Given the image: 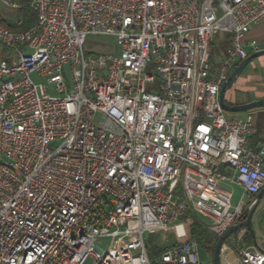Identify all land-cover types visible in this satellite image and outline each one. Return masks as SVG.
Returning <instances> with one entry per match:
<instances>
[{"label":"built area","instance_id":"1","mask_svg":"<svg viewBox=\"0 0 264 264\" xmlns=\"http://www.w3.org/2000/svg\"><path fill=\"white\" fill-rule=\"evenodd\" d=\"M203 5L217 9L209 22ZM0 6L20 24L19 4ZM28 9L36 24L26 32L0 22L9 52L0 61V264H201L189 237L153 261L145 238L191 212L217 240L243 208L223 186L246 201L264 190V136L249 145L256 115L227 119L219 105L246 48L264 50L246 41L264 0H29ZM88 36L115 39L119 55L86 57ZM224 40L210 62L211 44ZM259 223L264 230V206ZM245 232L222 244L219 264H231L227 241L234 264H264L263 251L240 244Z\"/></svg>","mask_w":264,"mask_h":264},{"label":"rangeland","instance_id":"2","mask_svg":"<svg viewBox=\"0 0 264 264\" xmlns=\"http://www.w3.org/2000/svg\"><path fill=\"white\" fill-rule=\"evenodd\" d=\"M207 12V14H206ZM211 14H213L211 16ZM217 9L213 8L212 10H208L206 9V6L203 5L202 7V20L203 22H209L210 20L213 19V16L217 15ZM0 17L1 18H13L15 17V15H13L12 13L8 12L6 9H4L3 7L0 6ZM84 53L86 57L89 56H99V55H112V56H117L120 53V48L116 43V40L110 37H100V36H88L86 38L84 47H83ZM8 50L3 49L0 47V54L6 56L8 54ZM211 54H212V58L215 60V62H218L219 59L221 58L220 54H219V48L218 45L215 44L212 46L211 48ZM262 61L264 62V56L254 59L252 60L247 66L246 68L243 70V73L241 75H247L249 76L251 79H264V67L260 66V63H262ZM64 77H66V74L64 73ZM31 80L35 83V84H41L44 83L43 80L39 79L37 76L32 75L31 76ZM46 93L48 96L50 97H54L56 96L55 93L53 92L52 87L50 86H46ZM229 91V90H227ZM247 97L243 94V93H238L236 96V103H241L242 101H244ZM264 109H254L251 111H248L247 113L256 115L258 113H264L263 112ZM244 114V113H243ZM243 114H227V119H234V118H238L243 116ZM224 189H226L229 193L232 194V198H231V205L237 206L240 202L242 203V205L244 206L246 204V200L243 199V191L240 187H237L235 185H225L223 186ZM175 196L178 197H182V192H181V188L178 187V189L175 192ZM264 206V197L262 198V200L259 203V206L252 218L251 221V227L253 229L254 232V236H255V242H256V246L259 250H264V240H263V236H264V232L261 229L260 225L256 222L255 218L256 215H258L257 218H259V213L261 211V208ZM189 221H182L179 225L177 226H182L181 229L182 231H184V236L182 235L181 237L178 236V238H175V234H177L175 232V228H173L171 231H167L164 234H157V235H147L145 240H146V244L147 247L148 246H159V247H166V246H170L172 244L178 243L181 240H184L186 237H189V227L191 224V219H187ZM202 220V219H201ZM203 221V220H202ZM205 224L206 222L203 221ZM176 226V227H177ZM190 238V237H189ZM108 244V240H101L100 241V247L101 248H105L106 245ZM229 250L225 253L226 256V260L231 263L234 264L236 263V259L233 255V251L236 248L235 244H232L230 241L226 242ZM241 245L244 246H249L246 245L247 242L245 240H243L241 243ZM251 245H253L252 240H251ZM199 259L201 264H212V255H208L206 254L204 251H199ZM92 261L88 260L85 264H91Z\"/></svg>","mask_w":264,"mask_h":264},{"label":"trees","instance_id":"3","mask_svg":"<svg viewBox=\"0 0 264 264\" xmlns=\"http://www.w3.org/2000/svg\"><path fill=\"white\" fill-rule=\"evenodd\" d=\"M12 2H15L21 6V9L18 11L16 17L19 19L20 24L19 25H13V23H9L4 21L0 17V22L9 30L14 32H26L34 27L36 24V16L34 13H32L28 9V3L29 0H10ZM214 44H211V48ZM227 48V43L224 44L223 47H221L222 53L225 52V49ZM0 61H6V56L0 54ZM210 62H213V58H210ZM230 88V87H229ZM264 112V110H263ZM256 118V134H255V141L258 142L264 133V113L257 114L255 116ZM252 149V148H251ZM254 150V148L252 149ZM245 214L242 216V220L245 219ZM191 219V224L189 227V237L190 240L194 241L199 251H204L208 255L213 254V249L216 243V240L214 237L207 231L206 224L195 214L188 212L183 221ZM243 240L247 242L246 245H251V237L250 235L245 232V235L243 237ZM169 246H148L146 244L147 254L151 261L155 260L162 252L168 249Z\"/></svg>","mask_w":264,"mask_h":264},{"label":"crops","instance_id":"4","mask_svg":"<svg viewBox=\"0 0 264 264\" xmlns=\"http://www.w3.org/2000/svg\"><path fill=\"white\" fill-rule=\"evenodd\" d=\"M4 21L12 23L13 18H2ZM246 41H254L258 45L260 49H264V21L260 23L259 25L253 27L248 35L246 36ZM227 42L224 41H215L213 44H217L219 48V54L222 56V50L221 47L224 46ZM246 53L248 55H251V50L249 48H246ZM220 56V57H221ZM263 57V56H262ZM260 58V57H259ZM213 62L215 60L213 59ZM217 63V62H215ZM261 67H264V62L260 63ZM243 73V72H242ZM241 73V74H242ZM231 84L229 91L226 90L224 95V102L227 105L230 106H240L248 103H252L258 100H264V79H251L247 75H241ZM238 93H243L247 98L242 101L241 103H236V96ZM246 113L243 114V116L238 117V119H241L245 116ZM261 114V113H258ZM257 115V114H256ZM264 136V133H263ZM255 136L249 139V145L253 149L256 145ZM225 186V185H224ZM224 189V188H223ZM226 190V189H224ZM227 191V190H226ZM264 197V196H263ZM256 222L259 223V218L255 219ZM182 226L175 227V232L179 237H181L184 234V231L181 229ZM262 229V228H261ZM263 230V229H262ZM264 232V230H263ZM264 240V236H263ZM261 251L264 252L262 249Z\"/></svg>","mask_w":264,"mask_h":264},{"label":"water","instance_id":"5","mask_svg":"<svg viewBox=\"0 0 264 264\" xmlns=\"http://www.w3.org/2000/svg\"><path fill=\"white\" fill-rule=\"evenodd\" d=\"M264 56V50L253 53L249 55L244 61L239 63L233 71L228 75L226 80L222 83L220 92H219V105L221 109L227 113V114H243L247 113L248 111L254 110V109H264V100H258L252 103L240 105V106H230L227 105L224 102V95L226 90L229 89L231 84L240 76V74L243 72V70L246 68V66L254 59H257L259 57ZM264 196V190L260 192L258 195L254 197V202L255 205H258L260 201L262 200ZM255 205L250 208L247 211V215L244 221L240 222L236 226H233L229 228L222 236H220L215 243L214 249H213V254H212V264H219V253H220V248L222 244L232 235L240 232L241 230H245L251 237L253 246L257 248L256 242H255V236L253 229L251 227V219L252 215L255 210Z\"/></svg>","mask_w":264,"mask_h":264},{"label":"flooded vegetation","instance_id":"6","mask_svg":"<svg viewBox=\"0 0 264 264\" xmlns=\"http://www.w3.org/2000/svg\"><path fill=\"white\" fill-rule=\"evenodd\" d=\"M253 199H254V197H253L252 199H250V200H247V201H246V204L243 206L242 211H241L240 222H242V221L245 220V219L242 220V216H243L244 214H245V216H246V215H247V211L255 205V202H254ZM258 206H259V204H258V205H255V210H254V213H253V215H252V218H253V216H254V214H255V212H256ZM257 217H258V215H256V218H255V219H257ZM245 218H246V217H245ZM251 221H252V219H251Z\"/></svg>","mask_w":264,"mask_h":264}]
</instances>
